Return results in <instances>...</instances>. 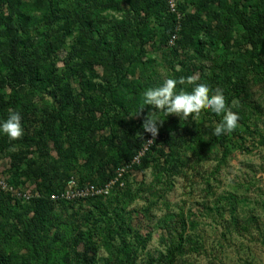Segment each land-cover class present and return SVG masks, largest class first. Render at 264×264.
Masks as SVG:
<instances>
[{
	"label": "rangeland",
	"instance_id": "obj_1",
	"mask_svg": "<svg viewBox=\"0 0 264 264\" xmlns=\"http://www.w3.org/2000/svg\"><path fill=\"white\" fill-rule=\"evenodd\" d=\"M17 1L27 16L22 29L14 34L0 22V123L10 110L19 112L24 130L18 140L0 132V182L11 189H0V264H264V0H177L175 18L163 0L103 7L104 0H84L96 15L93 37L74 18V0H55L52 21L44 17L46 0ZM12 7L1 0L0 19L10 26ZM44 35L56 90L67 87L83 102L120 82L135 114L145 105V83L155 88L197 76L223 91L238 125L217 136L223 114L205 109L185 120L160 113L164 122L149 155L122 177V187L101 202L48 204V193L63 192L71 179L103 184L109 169L151 135L142 128L148 111L139 120L121 115L123 126L78 141L49 92L25 79L47 66L38 45ZM139 37L146 39L143 77L137 69L125 78ZM237 81L246 86L233 98ZM194 87L178 84L177 92ZM93 108L82 115L91 117ZM36 192L42 203L33 200ZM121 250L130 254L127 262Z\"/></svg>",
	"mask_w": 264,
	"mask_h": 264
},
{
	"label": "trees",
	"instance_id": "obj_2",
	"mask_svg": "<svg viewBox=\"0 0 264 264\" xmlns=\"http://www.w3.org/2000/svg\"><path fill=\"white\" fill-rule=\"evenodd\" d=\"M8 2H11L13 5L12 11H10L11 16L15 18V25H9L7 21H4L0 19V22L4 24L6 28L9 30H15L14 34L19 29H22V27L26 24V13H21V6L20 3L17 0H7ZM95 2L94 0H92ZM120 2L121 0H104L100 4V6H105V4H108L110 2ZM106 2V3H105ZM165 9H168L167 7V0H163ZM55 0H46V5L44 7V17L46 16L49 18V20H53V11L55 7ZM84 5V0H74L73 1V16L74 18L80 22L81 26L84 28V33L89 37H93L95 33V29H92V18L95 15V11L92 9H85L83 7ZM0 8H1V0H0ZM169 12V11H168ZM173 15V14H172ZM174 17V15H173ZM175 18V17H174ZM16 36V35H15ZM14 36V37H15ZM145 39V38H144ZM142 37L138 38V43H139V48L137 49L135 55L129 60L128 67L126 70V74L124 75L125 78L129 76H134L136 74L137 69H140V78L143 77L144 74V66L141 63V56L143 55V48L146 44V39L144 40ZM100 47H106L108 48V43L104 41H97L96 42ZM38 45L39 47L41 46L43 48L44 54H45V59L47 60V66L43 67L42 69L39 68L35 70L32 75L26 76L25 79L28 81V85L31 88L36 89L37 91H44V92H49L51 95L52 99L54 100L55 104L58 105L60 111L59 114L65 115V120L62 122L63 124L68 126V130H72V132L76 135L78 141L82 139V136H85L86 138L93 137L96 133V130H106V129H111L118 127V126H123L125 124V121L121 118V115L124 116L125 118L132 120L131 117L132 114H134V111L138 108V106L135 108V110L132 109L131 107V101L128 99L127 94L129 93V87H127L129 90L123 86V83H115L114 85H110L105 87L104 89H101V96L100 98L96 99H91L90 97H86L84 101L82 102V97L77 95L76 97L72 94V92L67 88H60L56 90L55 88H59L56 85V79L54 77V72L52 68V51H51V45L50 42L48 41V36L44 35L40 37L38 40ZM5 68L2 63H0V74L2 72V69ZM123 77V78H124ZM56 86V87H55ZM246 86L245 82L237 81L232 83L231 85V92H233V98H238L242 92L244 91ZM149 88H154L153 86H150L149 84H144L143 85V90L146 91ZM82 95V94H81ZM94 106L92 112H99L101 113L103 119L96 120L94 117H92V112L90 113L91 117L82 115V111L85 112L87 110H90L91 106ZM144 110L137 116L138 120L139 118H143L145 114L152 110L151 106L148 105H143ZM152 139V137H149L145 139L142 143L136 145L135 149L133 151L129 152L128 157L126 160L121 163V164H116V166L111 167L109 169V173L107 175V178L105 182L101 185H96L94 183H89L91 185L95 186H105L107 183L110 181L115 180L116 178V172L118 169L122 167H126L127 165H130L133 160L137 157V155L140 153V151L145 150L144 155L139 158V164L138 165H133L131 169H137L140 167V165L146 160L147 156L149 155V151L151 149V146L153 143H146V141ZM173 144L169 143L168 147L171 150V147ZM126 174V173H125ZM124 174V175H125ZM123 175V176H124ZM79 187H84V184L77 183ZM119 184H122V178L119 179V182L116 184L114 189H119ZM60 192H52L48 193V195L45 197V200L48 204H52L49 200V198L52 195H57ZM111 193V192H110ZM36 197L37 199L33 200H40L39 203H42L43 196L41 193L36 192ZM110 196V195H109ZM108 196V197H109ZM34 197V198H36ZM107 198V197H106ZM105 198H97V199H86L82 201H73V202H62V203H68L70 205L80 203V202H101ZM232 200L233 197H228L227 201L228 203L232 206ZM58 203V202H57ZM96 208L99 210L102 216L107 215V208L104 207L102 204H98ZM232 209L231 211H233ZM116 223H118V220L116 219ZM119 228H116L118 230ZM117 233V231H115ZM182 237L179 236V240L181 241ZM180 248V245L176 247V249H172L168 251V259L172 260V255L173 253ZM120 252H123L121 250ZM125 262H127L130 259V254L127 252H123ZM83 258H86V261L90 262V259L87 258V255H84ZM160 264H162L161 261H159ZM126 264V263H123Z\"/></svg>",
	"mask_w": 264,
	"mask_h": 264
},
{
	"label": "clouds",
	"instance_id": "obj_3",
	"mask_svg": "<svg viewBox=\"0 0 264 264\" xmlns=\"http://www.w3.org/2000/svg\"><path fill=\"white\" fill-rule=\"evenodd\" d=\"M198 79L197 76L182 77L179 80L168 78L159 87L149 88L144 92L143 103L152 108V111L148 112L142 123L143 131L149 133L152 137L146 143H153L159 133L158 126H162L164 122L158 118L160 113L167 117L175 115L187 120L189 116L199 118L201 112L208 109L215 114H223L222 120L215 126L214 135H222L237 127L240 117L228 105L223 91L219 88L213 91L208 84L197 83ZM178 84H194L195 87L191 92H186L183 89L177 92ZM143 110V107L139 108L129 118L138 116ZM0 132H3L12 140L22 138L24 130L20 113L10 110L8 118L0 123ZM140 138L142 139V137Z\"/></svg>",
	"mask_w": 264,
	"mask_h": 264
},
{
	"label": "built area",
	"instance_id": "obj_4",
	"mask_svg": "<svg viewBox=\"0 0 264 264\" xmlns=\"http://www.w3.org/2000/svg\"><path fill=\"white\" fill-rule=\"evenodd\" d=\"M177 0H167V7L170 13L173 15H176V7H177ZM170 46L175 45V38L172 37L169 39ZM145 150L140 151V153L137 155V157L133 160V162L130 165H127L126 167H122L117 170L116 172V178L113 181H110L105 186L99 187L91 184H86L84 187H79L73 179L69 180L66 186V189L57 194L52 195L49 200L53 203L57 202H70V201H82L86 200L88 198L90 199H97V198H105L107 197L112 189L116 186V184L119 182V179L123 177L125 173H127L129 170H131V167L133 165L139 164V158L144 155ZM120 187H122V184H119ZM0 189L10 191L11 189L7 188V186L0 182ZM11 192V191H10ZM28 200V199H27Z\"/></svg>",
	"mask_w": 264,
	"mask_h": 264
}]
</instances>
